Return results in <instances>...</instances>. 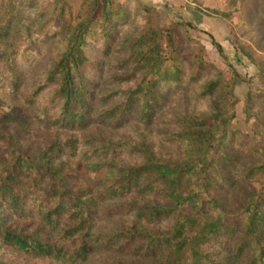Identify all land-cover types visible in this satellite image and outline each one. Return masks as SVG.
<instances>
[{
	"label": "rangeland",
	"instance_id": "rangeland-1",
	"mask_svg": "<svg viewBox=\"0 0 264 264\" xmlns=\"http://www.w3.org/2000/svg\"><path fill=\"white\" fill-rule=\"evenodd\" d=\"M13 5L16 6L15 16L8 34L11 49H1L9 40L3 38L0 43V116L12 108H18L25 115H34L49 105L54 106L51 110H56L61 102L51 100V92L56 84L46 86L34 104L30 105L26 99L35 87L44 83L46 71L59 58L66 44L64 34L68 27L75 26L85 16L87 1L0 0V34L5 31V22L10 20L9 11ZM253 5L247 14L238 8L235 10L234 27L230 33L232 44L228 49L222 48L220 53L212 44L213 35L203 28L189 22L187 25V21L182 18L165 17L139 0H129L130 15L116 25V33L109 39L93 37L84 47V54L90 63L82 68L80 76L86 90L91 93L88 114L92 119L102 118V121H94L84 129L73 130H54L48 122H32L27 125L28 133L10 127L15 148L27 153L35 152L55 138L77 139L75 156H65L62 160L74 174L69 184L77 193L83 192V198L95 205L93 238H97L92 251L79 264H166L171 259L173 252L165 243L149 245L148 239L143 237L131 241L124 237L108 241V237L121 229H134L148 234L164 233L171 227V217L149 219L139 216L134 208L111 211L122 204L140 206L161 201L158 193L161 185L154 183L152 190L131 188L125 196L110 199H102L100 191L122 174L119 168L141 164L148 157L146 153L157 160L172 161L179 158L180 142L175 134L181 125L174 124L176 116L210 118L212 112L223 108L222 116L228 121L222 126H225L227 134H218L222 144L208 155L215 158L216 166L211 169V179L217 189L210 187L204 190L201 182H194V178L191 189L199 192L197 203L215 196L222 209L221 212L216 209V214L221 216L222 223L232 228L218 232L217 242L209 241L205 250L226 256L228 251L225 248L232 246L234 258L237 257L234 262L248 263L251 253L245 246L241 252L238 251L236 245L244 240L240 222L244 203L242 192L259 190L263 181L244 180L243 176L250 167L264 160L255 152L257 147L264 145V133H260L259 129V123L264 126V0H255ZM144 6L149 11L142 9ZM208 10L228 18L232 13ZM148 24L164 29L176 25L173 27L174 48L179 53L184 83L182 86L176 83L158 87L161 96L155 101L149 120L141 117L140 102L135 101L132 109L122 117L121 123L115 126L112 121L103 118L104 113L124 101L127 91L142 79V75L134 71V57H129L124 46ZM6 58L11 61L10 65ZM199 61L202 65L198 80L190 81ZM233 70L241 81L233 85L232 96L219 91L209 97L199 96L201 84L210 80L220 77L223 85L230 83L234 79ZM249 97L252 100L248 105ZM109 142L123 143L122 150L115 155L108 153L105 158H100L106 164L99 169H88L89 162L98 161L95 148ZM8 152L6 140L0 137V174L5 170L4 158ZM215 169L230 181L215 178ZM141 181L147 183L148 178L141 177ZM0 219L5 221L6 226L29 230L22 218L11 216L8 206L1 200ZM262 228L264 232V226ZM74 246L76 244L71 245ZM186 254L184 252L181 257L185 258ZM210 257L214 258L213 255ZM0 264L64 263L21 254L0 243Z\"/></svg>",
	"mask_w": 264,
	"mask_h": 264
},
{
	"label": "trees",
	"instance_id": "trees-1",
	"mask_svg": "<svg viewBox=\"0 0 264 264\" xmlns=\"http://www.w3.org/2000/svg\"><path fill=\"white\" fill-rule=\"evenodd\" d=\"M86 1L85 16L75 26L68 27L64 34L66 44L59 58L46 71L44 83L35 87L26 99L32 105L46 86L56 84L51 92V100L61 101L59 106L56 110H51L54 106H44L34 115H25L18 108H12L0 116V137L6 140L9 148L8 155L4 158L5 170L0 174V200L8 206L11 216L22 218L26 229H29L27 231L6 226L5 221L0 219V243L21 254L49 258L64 264H79L85 260L97 241V238H93L95 205L83 198V192L77 193L69 184L74 174L62 160L65 156H75L77 139L55 138L35 152L27 153L15 148L10 127L28 133L27 125L32 122H48L54 130H73L84 129L94 121H102V118L92 119L88 114L91 93L86 90L80 76L82 68L90 63L84 54V47L93 37L109 39L116 33V25L130 15L129 0ZM254 1L240 0L238 9L247 14L248 9L254 7ZM12 7L9 11L10 20L5 22V31L0 34V43L3 38L9 40L1 46L5 51L11 49L8 34L16 6ZM142 9L149 11L145 6ZM173 27L164 29L148 24L137 37L124 46L129 57H134V71L139 72L142 79L133 89L127 91L124 101L104 113V119L107 118L118 126L117 123H121L122 117L132 109L135 101H139L141 117L149 120L155 101L161 96L158 87L176 83L182 86L184 73L179 53L174 48ZM212 44L221 53V46L213 38ZM246 55L251 57L249 53ZM6 61L10 65L9 58ZM201 65L199 61L190 81L198 80ZM232 73L234 79L227 85L222 84L220 77L201 84L199 96L209 97L217 91L232 96L233 85L241 81L234 70ZM251 100L249 97L248 105ZM222 110L212 112L210 118L196 119L187 115L174 118V124L181 125L179 132L175 134L180 142L179 158L172 161L157 160L146 153L148 157L141 164L119 168L122 174L100 191L102 199L125 196L131 188L152 190L156 183L162 186L158 193L163 200L140 206L122 204L112 209V212L134 208L139 216L155 220L171 217L173 221L164 233L145 234L134 229H121L117 234L108 237V241L120 237L130 241L143 237L148 239L149 245L165 243L173 252L166 264H236L234 260L237 257L234 258L232 246L225 248L228 251L226 256L205 250L209 241L217 242L218 232L232 228L222 223L221 216L216 214V209L220 212L222 209L215 196L203 203H197L199 192L191 189L192 178L194 182H201L204 190L210 187L217 189L211 179V169L216 166L215 158L208 155L222 144L218 134H227L222 124L226 125L228 119L222 116ZM259 129L260 133H264L263 124L259 123ZM122 147L121 142L97 146L94 151L98 161L89 162L88 169H99L106 164L101 159L108 153L115 155ZM255 152L264 158V145L257 147ZM214 173L215 178L230 181L221 171L215 169ZM141 177H147V183L142 182ZM243 179L263 181V184L259 190L242 192L244 203L240 222L244 240L236 244L237 250L241 252L245 246L251 253L247 264H264V160L250 167ZM72 244L76 246L71 247ZM184 252L187 254L182 258ZM212 255L214 258L210 257Z\"/></svg>",
	"mask_w": 264,
	"mask_h": 264
},
{
	"label": "crops",
	"instance_id": "crops-1",
	"mask_svg": "<svg viewBox=\"0 0 264 264\" xmlns=\"http://www.w3.org/2000/svg\"><path fill=\"white\" fill-rule=\"evenodd\" d=\"M152 6L165 17L182 18L190 24L203 28L213 35V39L228 49L232 44L231 32L234 27V14L239 7L240 0H139ZM210 10L232 12L224 17Z\"/></svg>",
	"mask_w": 264,
	"mask_h": 264
}]
</instances>
